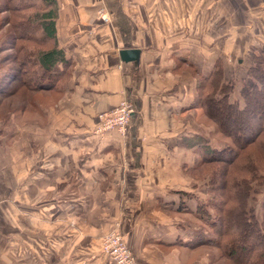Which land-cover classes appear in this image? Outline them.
I'll return each mask as SVG.
<instances>
[{
  "label": "crops",
  "instance_id": "obj_1",
  "mask_svg": "<svg viewBox=\"0 0 264 264\" xmlns=\"http://www.w3.org/2000/svg\"><path fill=\"white\" fill-rule=\"evenodd\" d=\"M57 1L58 45L75 67L41 125L20 114L0 134V264H116L101 252L114 229L138 264H181L180 215L202 195L183 172L200 137L186 67L209 74L220 59L242 83L249 53L264 50V0ZM124 100L126 133L95 134Z\"/></svg>",
  "mask_w": 264,
  "mask_h": 264
},
{
  "label": "trees",
  "instance_id": "obj_2",
  "mask_svg": "<svg viewBox=\"0 0 264 264\" xmlns=\"http://www.w3.org/2000/svg\"><path fill=\"white\" fill-rule=\"evenodd\" d=\"M0 14H5L0 20V31H7L0 37V54L9 53L0 56V105L6 100L11 101L10 108L0 110L2 134L14 124L16 116L42 109L36 94L65 92L75 63L58 45L57 0H0ZM248 58L252 65L247 78L239 85L233 80H225L220 59L215 61L209 74H202L193 65L186 67L197 78L193 108H203L232 144L214 148L204 144L198 136L195 139L201 159L188 172L193 173L206 165H220L205 179L211 198L208 206L216 211L215 220L209 223L215 230L216 238L195 239L185 246L191 249L201 246L216 248L220 250V259H225L228 264H264V204L261 219L257 218L253 206L249 205L253 194L264 188V178L258 175L262 170L256 169L257 163L255 167V162H252L256 154L253 150L248 151L255 147L264 154V50L252 49ZM235 93L238 101L232 99ZM22 97L28 103L23 101L15 108L16 98ZM255 100L257 106L253 108ZM258 111L262 112L261 116L257 115ZM223 115H235L236 118L224 123L221 120ZM237 117H245L249 123L256 119L257 123H253L252 129L239 128L236 133L233 125L239 122ZM236 168L244 175L237 174ZM230 186L237 194H229V197L225 191ZM204 201L198 214L202 218L205 214L206 220H209L211 216L205 212ZM237 218L241 220V226L235 224ZM232 220L235 225H231ZM252 238H257V246L251 247L248 260L242 263L235 259L236 251L245 250V243Z\"/></svg>",
  "mask_w": 264,
  "mask_h": 264
},
{
  "label": "rangeland",
  "instance_id": "obj_3",
  "mask_svg": "<svg viewBox=\"0 0 264 264\" xmlns=\"http://www.w3.org/2000/svg\"><path fill=\"white\" fill-rule=\"evenodd\" d=\"M5 16V14H0V20ZM7 31L3 30V31H0V37H2L3 35L6 34ZM6 54H9V53H2L0 54V56H3V55H6ZM182 70V69H181ZM197 79V78H196ZM14 85V83L12 84ZM10 87V86H9ZM53 94H42V93H39V94H36V97L37 99L40 101V103L42 104H49L52 102V97ZM232 99H235V94H233L232 96ZM195 100H196V97H195ZM258 100V99H257ZM253 101V105L252 107L255 108L257 106L256 104V101ZM16 103H15V108L20 104V103H23V101L27 102L28 101L26 99H24L23 97L22 98H16ZM10 108L11 107V101H4L1 103L0 105V110L4 111L5 108ZM43 109H34L32 111H27V112H24L22 113L23 115L27 114L26 117H24L23 119V122L24 123H27L28 121L29 122H32V124H38V125H41L43 123V112H42ZM28 113H31L30 116H28ZM257 115L261 116L262 115V112L258 111L257 112ZM229 117V118H228ZM1 118V117H0ZM236 118L235 115H230V116H227V115H223L221 117V120L224 122V123H227L229 121V119H231V121H233L234 119ZM238 118V117H237ZM249 118V117H248ZM239 122H236L234 123L233 125V129L235 130V132L237 133L238 129L241 128V129H247V128H251L252 129V125L256 124L257 121L256 119L253 121V123H249L248 121L249 120H246L245 117L243 118H238ZM248 124H246L247 122ZM196 128L199 129L197 130L198 134L200 133V138L203 139V140H209V143L211 144L212 147L214 148H223V147H226L230 144H232L231 142V139L224 136L223 134H221L218 126H217V123L213 120H211L205 113L204 109L203 108H197L196 109ZM264 139V136L262 137ZM250 150H253V153H255L256 155H254L255 157V160L252 159V162H255V167L257 166L256 169H260L262 170V172L260 171V173H258L259 176L263 177L264 178V154L261 153L259 151V149H256L255 150V147H251L248 151ZM201 159V155H196V163H195V166L197 165L198 161ZM257 163V165H256ZM249 165V164H247ZM246 165V166H247ZM193 166V167H195ZM220 165L216 166V165H206L202 168H200L199 170H196L194 171L193 173L191 172H188L191 168L193 167H187V166H184L183 167V172L184 174L189 178L191 179L192 181H194L195 183H197V187H201V196H199L197 194V197H196V211L194 212L193 215H180V222H181V225L184 226H188L190 227L189 230H186L187 231V235L188 236V240L190 242L192 241H195L196 240H203L204 238L205 239H215L216 236H215V230L214 228H212L209 223H213V221L215 220L216 218V211L214 209H210L209 206H208V202L211 198L210 197V194H209V188L206 184L207 180V176L209 177L210 174H212V171H214L215 168L219 167ZM238 168V167H237ZM236 168V169H237ZM229 169V168H228ZM229 170H233V168H230ZM239 171V172H238ZM237 174L239 175H244L240 172L239 169H237ZM217 187H219L217 185ZM204 191V192H203ZM206 192V197L202 198L203 194H205ZM226 194L229 196L230 195H235L237 194L232 186H230L228 188V190L225 191ZM239 194H241L239 192ZM230 197V196H229ZM250 202H249V205L250 206H253V209H254V212L257 216V218L261 219L262 218V212H263V204H264V188L261 189V191L257 194H253V196L250 198ZM253 199L255 201H253ZM205 200V201H204ZM204 201L205 203V212L209 214V216H211V219L209 220H206L207 217L205 216L204 214V217L202 218V215L201 214H198V210H199V207H200V204ZM234 201V202H233ZM233 203H235V197L233 198ZM236 223L232 220L231 222V225H237L239 224L238 226H241V220L239 218H237L236 220ZM208 222V223H207ZM235 223V224H234ZM113 230H111L110 232H108L107 234H105L104 236L110 234ZM189 232V233H188ZM121 233V232H120ZM103 236V237H104ZM103 237L101 238V243L103 241ZM186 240V239H185ZM255 240L257 241V238H252V240H249L248 242L245 243V250H235L236 251V254L234 256L235 259L239 260V261H242V263H244V261L246 262V260H248V256H249V252H250V249L252 246H257V242H255ZM190 250V253L188 255H185V256H181L180 260H181V264H193V263H198V264H228L227 261L225 259H220V256H221V253H220V250L216 249V248H211V247H204V246H201V247H198V248H194V249H191L189 248ZM196 262H194V261Z\"/></svg>",
  "mask_w": 264,
  "mask_h": 264
},
{
  "label": "built area",
  "instance_id": "obj_4",
  "mask_svg": "<svg viewBox=\"0 0 264 264\" xmlns=\"http://www.w3.org/2000/svg\"><path fill=\"white\" fill-rule=\"evenodd\" d=\"M103 20L107 21V18L103 17ZM133 114L132 103L128 100L122 101L115 108L99 115V124L95 134L104 135L112 131L126 133ZM101 252L110 257L116 264H138L134 253L118 229H114L110 234L103 237Z\"/></svg>",
  "mask_w": 264,
  "mask_h": 264
},
{
  "label": "water",
  "instance_id": "obj_5",
  "mask_svg": "<svg viewBox=\"0 0 264 264\" xmlns=\"http://www.w3.org/2000/svg\"><path fill=\"white\" fill-rule=\"evenodd\" d=\"M135 54H137V53L136 52H127V51L122 53L123 57L129 56V55H133V57H134Z\"/></svg>",
  "mask_w": 264,
  "mask_h": 264
}]
</instances>
